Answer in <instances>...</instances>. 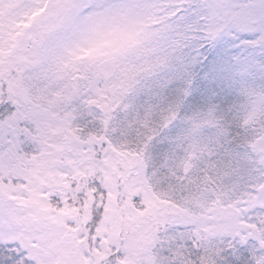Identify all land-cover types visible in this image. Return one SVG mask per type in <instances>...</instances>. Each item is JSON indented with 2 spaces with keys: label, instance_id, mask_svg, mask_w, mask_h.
<instances>
[{
  "label": "snow or ice",
  "instance_id": "obj_1",
  "mask_svg": "<svg viewBox=\"0 0 264 264\" xmlns=\"http://www.w3.org/2000/svg\"><path fill=\"white\" fill-rule=\"evenodd\" d=\"M0 264H264V0H0Z\"/></svg>",
  "mask_w": 264,
  "mask_h": 264
}]
</instances>
